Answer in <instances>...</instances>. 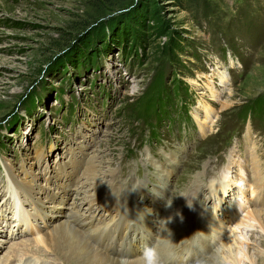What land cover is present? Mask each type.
I'll use <instances>...</instances> for the list:
<instances>
[{
  "label": "rangeland",
  "instance_id": "374dc122",
  "mask_svg": "<svg viewBox=\"0 0 264 264\" xmlns=\"http://www.w3.org/2000/svg\"><path fill=\"white\" fill-rule=\"evenodd\" d=\"M93 157L123 170L135 223L187 197L186 232L229 258L226 228L262 210L246 252L264 264V0H0V264L26 245L68 264L45 238L89 206Z\"/></svg>",
  "mask_w": 264,
  "mask_h": 264
},
{
  "label": "bare ground",
  "instance_id": "6f19581e",
  "mask_svg": "<svg viewBox=\"0 0 264 264\" xmlns=\"http://www.w3.org/2000/svg\"><path fill=\"white\" fill-rule=\"evenodd\" d=\"M119 174L123 175V170L119 168L113 170L110 162L105 166L96 161L95 157L89 159L74 181L78 192L90 199L89 206L76 204L75 210L67 215V219L50 222L53 227L45 238L50 253L57 255L60 260L67 261L68 264H139L138 258L143 248L153 244L159 251L162 264H191L196 261H203L202 264H218L214 241L215 238L217 241L221 240L219 233L216 232V236L211 238L210 233L204 231L202 236L193 238L185 230L184 225L190 220L192 212L187 197L185 202L180 201L169 206L170 211L164 213L163 222H155L148 216L146 222L137 224L132 219L130 210L131 203H135L136 199L132 192L118 184ZM262 179L263 175H259L258 184ZM235 181L242 193L244 189L242 187L247 179L239 177ZM37 192L28 195L40 202L55 201V197L49 193H44L43 190ZM157 201L156 198L155 206H158ZM261 212L263 211L255 210L251 214L252 217L243 222V231L240 235L244 236L247 244L251 240L249 230L254 227L256 219L261 217ZM20 217L21 220L24 215ZM155 226L160 231L154 243L150 240L152 235L149 228ZM122 228L129 231L123 235ZM139 230L142 232L138 233ZM23 250L22 254H19L20 250L14 251L11 254L12 258L10 254L5 256L4 264H52L37 260L45 255L42 256L39 249L34 251L31 250V246L26 245ZM28 253L29 255L25 257ZM246 256L251 261L247 252Z\"/></svg>",
  "mask_w": 264,
  "mask_h": 264
},
{
  "label": "clouds",
  "instance_id": "9594fccd",
  "mask_svg": "<svg viewBox=\"0 0 264 264\" xmlns=\"http://www.w3.org/2000/svg\"><path fill=\"white\" fill-rule=\"evenodd\" d=\"M229 178L230 173H225L222 176V180L225 182L228 181ZM213 183L215 184L216 182L214 181ZM180 195L185 196L184 193H181ZM170 203L171 202H169V204ZM226 229L229 240L232 241L237 247L235 252L232 254V258H229L223 254L226 251L225 249L218 247L216 249L218 255V264H251V261L246 256L247 240L244 238V236L240 235V232L243 231V226L241 225V227L237 229L236 225L234 224ZM138 259L139 264H162L159 251L154 245L145 246Z\"/></svg>",
  "mask_w": 264,
  "mask_h": 264
},
{
  "label": "trees",
  "instance_id": "16d2710c",
  "mask_svg": "<svg viewBox=\"0 0 264 264\" xmlns=\"http://www.w3.org/2000/svg\"><path fill=\"white\" fill-rule=\"evenodd\" d=\"M189 3L197 2L198 0H186Z\"/></svg>",
  "mask_w": 264,
  "mask_h": 264
}]
</instances>
